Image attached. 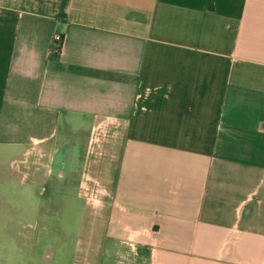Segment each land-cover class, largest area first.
Here are the masks:
<instances>
[{"label": "crops", "instance_id": "obj_1", "mask_svg": "<svg viewBox=\"0 0 264 264\" xmlns=\"http://www.w3.org/2000/svg\"><path fill=\"white\" fill-rule=\"evenodd\" d=\"M1 164L0 264H264V0H0Z\"/></svg>", "mask_w": 264, "mask_h": 264}, {"label": "rangeland", "instance_id": "obj_2", "mask_svg": "<svg viewBox=\"0 0 264 264\" xmlns=\"http://www.w3.org/2000/svg\"><path fill=\"white\" fill-rule=\"evenodd\" d=\"M11 171H12V167H11V164L10 165H7V164H1L0 165V178H2L3 176H5V175H7V174H10L11 173ZM20 176H22L21 174H18V173H16V177L18 178L17 179V183H16V188L15 189H11V191H19L20 189H23V186L21 187L20 185H19V181H20V179H19V177ZM3 188H4V186H3V183L1 182V180H0V193H2L3 192ZM0 203H1V200H0ZM0 209H1V206H0ZM1 216V215H0ZM1 218V217H0ZM28 234H30V233H28ZM1 249H3V248H1Z\"/></svg>", "mask_w": 264, "mask_h": 264}, {"label": "built area", "instance_id": "obj_3", "mask_svg": "<svg viewBox=\"0 0 264 264\" xmlns=\"http://www.w3.org/2000/svg\"><path fill=\"white\" fill-rule=\"evenodd\" d=\"M54 42H55V49L56 51H60L62 47V42H63V36L60 34H56L54 36Z\"/></svg>", "mask_w": 264, "mask_h": 264}]
</instances>
